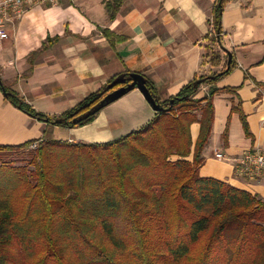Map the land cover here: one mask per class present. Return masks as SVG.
I'll return each mask as SVG.
<instances>
[{"label":"trees","instance_id":"1","mask_svg":"<svg viewBox=\"0 0 264 264\" xmlns=\"http://www.w3.org/2000/svg\"><path fill=\"white\" fill-rule=\"evenodd\" d=\"M124 1L106 2L110 20ZM230 1L216 0L212 13L206 56L215 66L222 60L221 19ZM233 67L231 60L210 77H195L160 101L164 113L112 142L45 138L0 145V264H264V199L200 175L213 97L222 90L197 95ZM117 77L59 117L35 111L3 82L0 87L30 117L76 128L97 114L80 123L76 117L123 86L107 90ZM147 87L158 98L148 80ZM194 123L200 125L195 144ZM243 125L247 131L244 118ZM19 152H27L25 165L11 158Z\"/></svg>","mask_w":264,"mask_h":264},{"label":"crops","instance_id":"2","mask_svg":"<svg viewBox=\"0 0 264 264\" xmlns=\"http://www.w3.org/2000/svg\"><path fill=\"white\" fill-rule=\"evenodd\" d=\"M109 1L70 0L25 14L11 25L0 50L1 81L35 111L59 117L127 72L145 77L164 103L195 77L220 72L228 65L229 52L232 71L197 95L203 98L211 87L222 90L213 97V128L200 175L264 199V178L248 182L235 175L232 160L216 158L218 153L234 159L247 150H264V0H231L225 6L219 66L206 56L216 0H125L113 20L106 9ZM155 116L143 94L134 90L89 124L65 128L30 117L12 105L0 87L4 146L45 138L104 144L140 129ZM199 134L200 125L194 123L193 144Z\"/></svg>","mask_w":264,"mask_h":264},{"label":"built area","instance_id":"3","mask_svg":"<svg viewBox=\"0 0 264 264\" xmlns=\"http://www.w3.org/2000/svg\"><path fill=\"white\" fill-rule=\"evenodd\" d=\"M70 0H1L0 1V50L3 43L9 39V28L25 14L36 7H59L62 3ZM37 143L31 148L35 149ZM219 160H232L234 173L248 182H259L264 178V150L251 149L240 156L231 159L223 154H216Z\"/></svg>","mask_w":264,"mask_h":264},{"label":"water","instance_id":"4","mask_svg":"<svg viewBox=\"0 0 264 264\" xmlns=\"http://www.w3.org/2000/svg\"><path fill=\"white\" fill-rule=\"evenodd\" d=\"M228 55V66L231 64L232 60V54L229 52H226ZM130 80V82H128ZM1 79H0V84H1ZM199 83H202L200 81ZM123 85L122 87H119L109 94H107L98 104H96L94 107H92L89 111L85 112L84 114L76 117L74 119L75 123H80L83 122L87 119H89L92 116H95L99 112H101L103 109L108 107L109 105L113 104L114 102L118 101L128 93L134 91V90H139L151 108L153 109L154 112L156 113H164L166 109L163 107V105L160 103V100L157 97H154L151 92L149 91L147 87V80L145 77L139 74H131L129 79L125 76V74L119 75L111 84L107 86V90H111L113 88H116L119 85ZM4 95L6 96L7 93L5 90H3ZM174 101H170V105H173ZM62 120H57L55 121V124H60Z\"/></svg>","mask_w":264,"mask_h":264},{"label":"rangeland","instance_id":"5","mask_svg":"<svg viewBox=\"0 0 264 264\" xmlns=\"http://www.w3.org/2000/svg\"><path fill=\"white\" fill-rule=\"evenodd\" d=\"M214 50H217V48L214 47ZM209 56L211 55L212 53V50H209ZM12 159H14L16 162V165L18 166H21V165H25L26 164V161L28 159V156H27V152H25L24 154H22V152H19V153H16L13 155V157H11Z\"/></svg>","mask_w":264,"mask_h":264}]
</instances>
